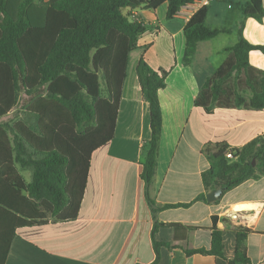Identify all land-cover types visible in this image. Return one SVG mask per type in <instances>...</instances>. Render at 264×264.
<instances>
[{
    "label": "trees",
    "instance_id": "obj_1",
    "mask_svg": "<svg viewBox=\"0 0 264 264\" xmlns=\"http://www.w3.org/2000/svg\"><path fill=\"white\" fill-rule=\"evenodd\" d=\"M192 0H0V264L18 229L47 222L72 220L84 193L91 153L114 134L129 54L138 47L146 27L129 17L130 10L155 9L167 2L168 19ZM240 14L236 41L226 47L221 65L201 84L196 104L248 106L264 109V70L252 66L248 54L264 45L252 44L243 35L249 17L261 22L262 0L232 2ZM208 6L201 7L184 27L182 62L190 64L200 41L209 40L228 27L206 24ZM135 73L149 107L150 135L143 146L141 178L146 189L156 171L162 129L158 91L166 84L169 70L153 69L139 57ZM29 96L26 114L32 122L3 120L14 110L20 91ZM241 90H249L245 98ZM215 144L208 152V187L230 190L247 179L264 176V135L241 149ZM255 159V164H252ZM31 168L27 181L18 170ZM147 198L153 203L146 191ZM201 198H205L202 194ZM215 222V217H214ZM157 227L154 224L153 230ZM232 257L223 254L221 231L215 226L210 247L187 249L211 254L230 264L250 263L245 250L248 229H235ZM155 258L159 248L175 244L153 241ZM179 246V245H178ZM182 248V247H181Z\"/></svg>",
    "mask_w": 264,
    "mask_h": 264
},
{
    "label": "crops",
    "instance_id": "obj_2",
    "mask_svg": "<svg viewBox=\"0 0 264 264\" xmlns=\"http://www.w3.org/2000/svg\"><path fill=\"white\" fill-rule=\"evenodd\" d=\"M221 1L227 10L220 8ZM235 1L247 0L210 1L206 21L210 13L222 22L229 14L232 22L238 21L239 12L231 4ZM262 3L264 9V0ZM167 6L164 2L155 9L140 6L131 11L146 29L138 39V47L129 54L113 137L90 155L77 216L66 221L48 219L43 224L18 229L6 264H150L155 258L153 241L176 245L160 247L156 264H230L219 256H188L184 251L208 249L214 226L221 231L225 257L235 253V229H248L244 244L250 263L235 264H264V176L222 190L212 202L206 194L218 187H208L204 182L209 168L207 155L215 144L241 149L264 135V109L245 105L207 109L196 104L201 84L228 54L212 69H205L212 43L220 35L231 36L236 23H206L232 30L200 41L190 64H184L183 30L189 19L177 14L168 19ZM243 35L252 44L264 45V15L261 22L247 18ZM234 43L213 52L225 53L224 49ZM141 56L153 69L169 70L165 86L158 91L162 129L156 171L148 189L141 171L143 146L150 135L149 107L134 72ZM248 58L252 66L264 70L260 50H251ZM241 93L245 98L251 94L249 90ZM17 167L30 181L31 168ZM202 194L205 198L200 197Z\"/></svg>",
    "mask_w": 264,
    "mask_h": 264
},
{
    "label": "rangeland",
    "instance_id": "obj_3",
    "mask_svg": "<svg viewBox=\"0 0 264 264\" xmlns=\"http://www.w3.org/2000/svg\"><path fill=\"white\" fill-rule=\"evenodd\" d=\"M216 4V2H214ZM220 8L221 7H224V10H227L226 9V4L224 1H221L220 3ZM215 8L214 6L212 7L211 11L214 12ZM235 10V9H234ZM237 11V10H235ZM221 13L223 14L224 12L221 11ZM231 13V12H230ZM227 20H224L222 22V20H216L214 14L210 13L209 14V17L206 21V23L208 25H218V24H221V25H232L234 26L235 23L236 25L234 26L236 28L239 20H240V14H239V19L238 21H236L235 23L231 21L232 19V15L229 14L226 18ZM236 40V35H235V32H233V34L230 36V35H220L218 36L212 43V46H211V53L209 54V59L207 62L204 61V64H205V69L208 67L209 69L215 67L220 61L221 59L223 58L224 54L226 55L227 52H223V53H215L213 52L216 48H218V50L220 51V48L222 46H226V45H230L232 44L233 42H235ZM217 50V51H218ZM135 55V54H133ZM134 57V56H133ZM198 69V68H197ZM199 70V69H198ZM200 71V70H199ZM135 72V71H134ZM131 73V68H130V71H129V74ZM247 92H244V95H246ZM243 94V93H242ZM29 96L26 95V93L22 90L20 91V98H19V103L17 105V107L12 111V113L7 117L6 120H10V119H14V118H20V119H24V120H27L28 122H32L33 121V117L26 114V106L29 102ZM20 169V168H19ZM26 178H28L26 175H25ZM28 180V179H27Z\"/></svg>",
    "mask_w": 264,
    "mask_h": 264
},
{
    "label": "built area",
    "instance_id": "obj_4",
    "mask_svg": "<svg viewBox=\"0 0 264 264\" xmlns=\"http://www.w3.org/2000/svg\"><path fill=\"white\" fill-rule=\"evenodd\" d=\"M210 1L212 0H192L191 2L183 5L178 11H177V15H181L184 18H187L190 20V18L203 6L207 5ZM132 10H130V15L129 17L131 19L137 20V21H141V19L133 12H131ZM226 156L229 159H233L231 150L228 148Z\"/></svg>",
    "mask_w": 264,
    "mask_h": 264
},
{
    "label": "water",
    "instance_id": "obj_5",
    "mask_svg": "<svg viewBox=\"0 0 264 264\" xmlns=\"http://www.w3.org/2000/svg\"><path fill=\"white\" fill-rule=\"evenodd\" d=\"M252 164H255V159H252ZM222 194V188H214L206 194V199L210 202L217 200Z\"/></svg>",
    "mask_w": 264,
    "mask_h": 264
}]
</instances>
